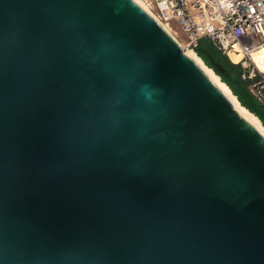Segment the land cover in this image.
<instances>
[{"label":"water","instance_id":"obj_1","mask_svg":"<svg viewBox=\"0 0 264 264\" xmlns=\"http://www.w3.org/2000/svg\"><path fill=\"white\" fill-rule=\"evenodd\" d=\"M0 264H264V134L138 0H0Z\"/></svg>","mask_w":264,"mask_h":264},{"label":"built area","instance_id":"obj_2","mask_svg":"<svg viewBox=\"0 0 264 264\" xmlns=\"http://www.w3.org/2000/svg\"><path fill=\"white\" fill-rule=\"evenodd\" d=\"M145 2L157 22L172 34L179 31L187 41V48L193 51L202 39H210L227 56L233 45H239L244 54L237 63L243 69L241 78L249 83L252 96L264 108V72L254 63L253 57L258 49L264 47V0Z\"/></svg>","mask_w":264,"mask_h":264},{"label":"trees","instance_id":"obj_3","mask_svg":"<svg viewBox=\"0 0 264 264\" xmlns=\"http://www.w3.org/2000/svg\"><path fill=\"white\" fill-rule=\"evenodd\" d=\"M195 52L206 66L212 69L238 97L244 105L243 107H246L247 110L249 109L264 122V108L252 96L249 90V83L242 80L243 69L241 65L233 63L210 39L200 40Z\"/></svg>","mask_w":264,"mask_h":264},{"label":"bare ground","instance_id":"obj_4","mask_svg":"<svg viewBox=\"0 0 264 264\" xmlns=\"http://www.w3.org/2000/svg\"><path fill=\"white\" fill-rule=\"evenodd\" d=\"M143 7L158 21V19L155 17L153 12L151 11L150 7L148 4L145 2V0H138ZM167 27V26H165ZM167 29H169L167 27ZM168 31V30H167ZM170 35L174 37V34L172 32H169ZM177 40V39H176ZM184 47V46H183ZM182 47V48H183ZM184 52L188 54L219 86L220 88L231 98L233 103L236 105V107L246 116H248L254 123L258 126V128L262 131L264 134V126L262 125L260 119L252 114L249 110H247L245 107H243L237 97L233 94L231 89L222 82L220 77L214 73V71L206 66V64L203 62V60L197 55V53L193 50H189L188 48H183ZM228 56L232 59L234 63H239L243 58L244 54L242 53L239 45H233L229 50H228ZM254 63L257 65V67L264 72V47H261L258 49L254 55Z\"/></svg>","mask_w":264,"mask_h":264},{"label":"rangeland","instance_id":"obj_5","mask_svg":"<svg viewBox=\"0 0 264 264\" xmlns=\"http://www.w3.org/2000/svg\"><path fill=\"white\" fill-rule=\"evenodd\" d=\"M174 38L175 39H177V42L181 45V47H185V48H187V46H188V44H187V41L185 40V38L180 34V32L178 31V33H174ZM183 47V48H184ZM189 49V48H188ZM189 50H191V49H189ZM234 94V93H233ZM235 95V94H234ZM236 96V95H235ZM237 97V96H236ZM237 99H238V97H237ZM239 100V99H238ZM239 102H240V104L242 105V106H244L242 103H241V101L239 100ZM246 103L247 104H249V102H247L246 101ZM246 108V107H245ZM249 110V109H248ZM250 111V110H249ZM251 112V111H250ZM252 113V112H251ZM252 114H254V113H252ZM255 115V114H254ZM259 118V117H258ZM260 119V118H259ZM260 121H261V123H262V125L264 126V122L260 119Z\"/></svg>","mask_w":264,"mask_h":264}]
</instances>
